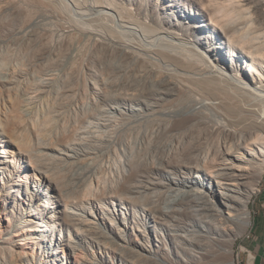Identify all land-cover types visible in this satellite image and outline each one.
Masks as SVG:
<instances>
[{
	"label": "bare ground",
	"instance_id": "obj_1",
	"mask_svg": "<svg viewBox=\"0 0 264 264\" xmlns=\"http://www.w3.org/2000/svg\"><path fill=\"white\" fill-rule=\"evenodd\" d=\"M91 1L92 8L100 4L99 11L115 20L133 18L116 0ZM160 7L166 15L152 10L137 25L154 33L165 22L184 43L151 48L152 60L135 58L132 76L122 82L130 92H117L109 100L112 108L125 105L141 116L138 128L152 157L127 159L121 187L92 191L90 197L99 203L90 214L96 224L81 228L79 240H54L76 254L80 249L85 261L69 264H104L105 258L111 264H234L233 242L251 223L249 197L258 190L264 166V0H161ZM2 128L0 123V134ZM215 130L224 135V145L204 149ZM9 138L2 135L0 154L10 156ZM6 161L0 158V170ZM40 162L34 158L29 163L34 179L49 183ZM41 184H34V190ZM58 196L68 200L66 194ZM104 199H110L113 212L100 210ZM117 205H130L132 212L117 213ZM86 209L69 204L64 212L75 224L84 217L79 210ZM45 215L42 223L30 220L35 231L53 226L56 216L51 210ZM104 217L108 226L116 223L114 230L102 229ZM89 247L91 258L98 260L90 261L83 251ZM21 259L0 252V264H22Z\"/></svg>",
	"mask_w": 264,
	"mask_h": 264
},
{
	"label": "rangeland",
	"instance_id": "obj_2",
	"mask_svg": "<svg viewBox=\"0 0 264 264\" xmlns=\"http://www.w3.org/2000/svg\"><path fill=\"white\" fill-rule=\"evenodd\" d=\"M102 1L104 4L108 0ZM160 1L116 0L132 11L133 18L115 20V16L99 11L100 4L93 9L91 0H0L1 146L2 135L10 137L6 145L10 156L0 154L8 164L0 170V252L7 258L22 256V264L85 261L78 254L80 249L76 254L68 247L57 246L54 240L69 236L72 241L79 240L81 228H90L97 222L90 215L94 204L99 205L90 197L92 191L121 187L119 181L127 159L152 157L142 138V127L138 128L143 126L139 123L141 116L129 113L125 105L112 108L109 100L117 92H130L122 82L132 76L135 58L152 60L155 55L151 48L184 43L176 38L175 28L165 22L160 21L154 33H145L137 25L136 20H145L152 10L155 15H166ZM210 133L204 149H221L224 135L216 130ZM34 158L41 160L42 171L51 178L49 183L47 179L42 184L34 179L33 166H29ZM263 171L264 166L258 190L249 197L251 223L233 242L234 264H243L245 258V240L264 180ZM36 172L42 180L40 171ZM36 183L41 184L37 191L33 186ZM60 192L68 200L56 199ZM103 203L106 205L100 210L113 212L110 199ZM69 204L87 208L79 210L84 215L80 223H71L65 216L64 207ZM120 209L117 205V213L132 212L130 205ZM48 210L56 216L53 226L35 231L30 220L42 223V218L47 220ZM114 220L118 224V219ZM103 221L107 223L101 224L103 230L116 227V223L108 226V217ZM127 232L133 237L132 229ZM56 247V253L51 255ZM90 250L93 249H83L90 261L98 260L91 258ZM111 262L105 258L104 264Z\"/></svg>",
	"mask_w": 264,
	"mask_h": 264
},
{
	"label": "crops",
	"instance_id": "obj_3",
	"mask_svg": "<svg viewBox=\"0 0 264 264\" xmlns=\"http://www.w3.org/2000/svg\"><path fill=\"white\" fill-rule=\"evenodd\" d=\"M246 248L253 255L249 264H264V180L256 196Z\"/></svg>",
	"mask_w": 264,
	"mask_h": 264
},
{
	"label": "built area",
	"instance_id": "obj_4",
	"mask_svg": "<svg viewBox=\"0 0 264 264\" xmlns=\"http://www.w3.org/2000/svg\"><path fill=\"white\" fill-rule=\"evenodd\" d=\"M244 252H245V258L243 260V264H249L253 258V255L251 254L250 250H248L246 247L244 248Z\"/></svg>",
	"mask_w": 264,
	"mask_h": 264
}]
</instances>
